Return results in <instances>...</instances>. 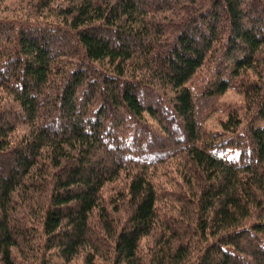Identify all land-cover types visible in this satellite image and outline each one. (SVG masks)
<instances>
[{
	"label": "trees",
	"instance_id": "1",
	"mask_svg": "<svg viewBox=\"0 0 264 264\" xmlns=\"http://www.w3.org/2000/svg\"><path fill=\"white\" fill-rule=\"evenodd\" d=\"M0 264H264V0H0Z\"/></svg>",
	"mask_w": 264,
	"mask_h": 264
},
{
	"label": "rangeland",
	"instance_id": "2",
	"mask_svg": "<svg viewBox=\"0 0 264 264\" xmlns=\"http://www.w3.org/2000/svg\"><path fill=\"white\" fill-rule=\"evenodd\" d=\"M20 0H9L10 4L19 3ZM243 104V96L235 90H229L221 99V112H216L212 115L211 119L208 121L209 129H214L219 127V119L224 117L226 109L235 106H241Z\"/></svg>",
	"mask_w": 264,
	"mask_h": 264
}]
</instances>
